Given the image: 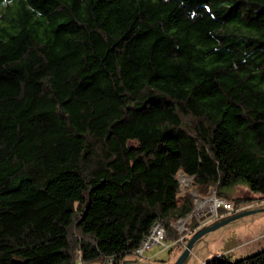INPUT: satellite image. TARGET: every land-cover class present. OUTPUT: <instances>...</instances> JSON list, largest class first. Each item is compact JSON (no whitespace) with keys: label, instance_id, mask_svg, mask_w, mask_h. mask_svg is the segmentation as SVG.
I'll return each instance as SVG.
<instances>
[{"label":"trees","instance_id":"obj_1","mask_svg":"<svg viewBox=\"0 0 264 264\" xmlns=\"http://www.w3.org/2000/svg\"><path fill=\"white\" fill-rule=\"evenodd\" d=\"M181 172L264 196V0H0V264L174 246Z\"/></svg>","mask_w":264,"mask_h":264},{"label":"rangeland","instance_id":"obj_2","mask_svg":"<svg viewBox=\"0 0 264 264\" xmlns=\"http://www.w3.org/2000/svg\"><path fill=\"white\" fill-rule=\"evenodd\" d=\"M179 178L182 179L180 182V190L177 194L179 201L187 191H190L193 197L197 195L203 200H207L216 195L215 192H211L206 196H200L193 187L192 178L186 177L187 180L184 176L180 177V175ZM226 193L234 203L238 200L237 205H234L236 211H226L220 217L213 218L208 222L203 221V223H200L199 219L204 213L200 215L196 213L193 215V220H190L191 222L188 219H181L177 222L176 227L181 237L185 239L183 242H178L173 246L170 240L166 239L165 244L153 246L144 254V257L136 258L133 256L132 259L129 256V258L135 264H173L183 253L188 240L195 231L224 217L247 210L258 211L234 219L202 236L194 243L184 264H204L205 260L223 254L230 260H235L264 250V196L253 193L245 184L236 185L227 190ZM207 204L203 205L201 210ZM194 224H198V226L195 228L196 225L193 226ZM166 245L169 247H166ZM171 246L173 247L170 250ZM125 260L127 261V259Z\"/></svg>","mask_w":264,"mask_h":264},{"label":"built area","instance_id":"obj_3","mask_svg":"<svg viewBox=\"0 0 264 264\" xmlns=\"http://www.w3.org/2000/svg\"><path fill=\"white\" fill-rule=\"evenodd\" d=\"M225 209L228 212L236 211V208L232 201L227 200L225 198H219L216 195L212 196L210 202V210L212 212V216L208 217L204 220V222H208L213 218H218L221 216L219 214L220 209ZM166 240V230L160 223H155L149 232V234L142 240V242L135 248L133 252V256L136 258L144 257V254L150 250L153 246L157 244H165ZM184 237L179 238V242H183ZM166 247H169L166 245ZM77 264H114L112 258H108L103 263H86L81 258L78 259Z\"/></svg>","mask_w":264,"mask_h":264},{"label":"water","instance_id":"obj_4","mask_svg":"<svg viewBox=\"0 0 264 264\" xmlns=\"http://www.w3.org/2000/svg\"><path fill=\"white\" fill-rule=\"evenodd\" d=\"M181 176L187 177L183 172L180 173V177ZM179 180L181 182L182 179L179 178ZM194 198L196 200V205H195V208L193 210V213L191 214L192 216L196 213V211L199 207H202L203 205H205L207 202L211 201V199H212V197H211V198H208L207 200H203L197 195H194ZM256 211H258V210H247V211L238 212V213H235L231 216H227V217H224L218 221H215L212 224L201 227L200 229H198L197 231H195L193 233L192 237L188 240V242L186 244L185 250L183 251V253L179 256V258L173 264H184V262H185L187 256L189 255L194 243L198 239H200L202 236H204L205 234H207V233H209L215 229H218L219 227L223 226L224 224H226V223H228L234 219H237L239 217H242L244 215H247L249 213H253ZM203 213H204V215L202 217V221H204L208 217L212 216V212H211L209 207L204 208ZM122 264H126L125 261Z\"/></svg>","mask_w":264,"mask_h":264},{"label":"flooded vegetation","instance_id":"obj_5","mask_svg":"<svg viewBox=\"0 0 264 264\" xmlns=\"http://www.w3.org/2000/svg\"><path fill=\"white\" fill-rule=\"evenodd\" d=\"M207 203H208V204H207ZM207 203H206V204H207V206H205V208H206V207H209V208H210V204H209V202H207ZM194 215H195V214H194ZM191 217H192V215H191ZM130 258H132V259H133V255H132V256H130ZM130 258H129V257H127V258H126V259H127V261H126V260H124V261H125V263H126V264H135V263H133V262H132V259H130ZM124 261H123V262H124ZM123 262H122V263H123ZM122 263H121V264H122Z\"/></svg>","mask_w":264,"mask_h":264},{"label":"crops","instance_id":"obj_6","mask_svg":"<svg viewBox=\"0 0 264 264\" xmlns=\"http://www.w3.org/2000/svg\"><path fill=\"white\" fill-rule=\"evenodd\" d=\"M196 213H197V215H200V214L203 213V210H201V207H199V208L197 209ZM196 213H195V214H196ZM202 217H203V215L200 216V219H199V220H200V221H199L200 223H203V221H202Z\"/></svg>","mask_w":264,"mask_h":264},{"label":"bare ground","instance_id":"obj_7","mask_svg":"<svg viewBox=\"0 0 264 264\" xmlns=\"http://www.w3.org/2000/svg\"><path fill=\"white\" fill-rule=\"evenodd\" d=\"M186 178V177H185ZM187 179V178H186ZM188 180V179H187Z\"/></svg>","mask_w":264,"mask_h":264}]
</instances>
